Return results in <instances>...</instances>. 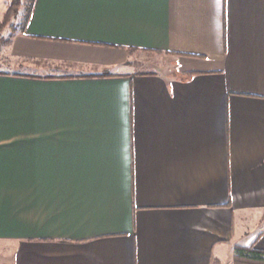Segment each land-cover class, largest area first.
<instances>
[{
    "label": "crops",
    "instance_id": "crops-1",
    "mask_svg": "<svg viewBox=\"0 0 264 264\" xmlns=\"http://www.w3.org/2000/svg\"><path fill=\"white\" fill-rule=\"evenodd\" d=\"M21 23L23 62L0 69V264L264 251V0H35ZM128 49L170 66L134 71Z\"/></svg>",
    "mask_w": 264,
    "mask_h": 264
},
{
    "label": "rangeland",
    "instance_id": "rangeland-1",
    "mask_svg": "<svg viewBox=\"0 0 264 264\" xmlns=\"http://www.w3.org/2000/svg\"><path fill=\"white\" fill-rule=\"evenodd\" d=\"M11 0H0V9L7 8ZM31 0H21V6L18 13L11 18L4 30L0 33V69H17L22 60L10 58L11 42L16 30L25 21L29 13ZM2 16L0 17L1 20ZM126 60L134 71H152L167 68L170 66V57L164 53H156L144 50L128 49L125 51ZM55 71V70H54ZM61 70H57L59 73Z\"/></svg>",
    "mask_w": 264,
    "mask_h": 264
},
{
    "label": "trees",
    "instance_id": "trees-1",
    "mask_svg": "<svg viewBox=\"0 0 264 264\" xmlns=\"http://www.w3.org/2000/svg\"><path fill=\"white\" fill-rule=\"evenodd\" d=\"M35 0H31L29 13L26 16V22L29 14L32 11V6ZM21 6V0H11L10 5L4 14L3 19L0 21V33L4 30L11 18L15 16ZM236 264H264V251L255 247H238L236 248L235 256Z\"/></svg>",
    "mask_w": 264,
    "mask_h": 264
}]
</instances>
